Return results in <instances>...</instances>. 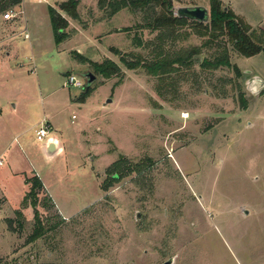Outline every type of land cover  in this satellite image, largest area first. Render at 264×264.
<instances>
[{
    "label": "rangeland",
    "instance_id": "obj_1",
    "mask_svg": "<svg viewBox=\"0 0 264 264\" xmlns=\"http://www.w3.org/2000/svg\"><path fill=\"white\" fill-rule=\"evenodd\" d=\"M10 1L0 0V264H264V90L247 85L264 82V57L244 58L225 38L207 47L190 24L159 42L148 27L158 8L108 17L97 0H79L78 21L61 13L69 39L56 45L47 9L68 0H21L7 15ZM219 1L264 31V0ZM171 2L209 12V0ZM224 46L240 76L201 69ZM193 48L170 74L119 62ZM73 52L121 71L102 79ZM86 72L97 79L83 96ZM68 75L83 87L66 86ZM43 121L60 143L51 159L34 134ZM116 161L122 178L107 172ZM34 176L44 232L27 244L24 179Z\"/></svg>",
    "mask_w": 264,
    "mask_h": 264
},
{
    "label": "trees",
    "instance_id": "obj_2",
    "mask_svg": "<svg viewBox=\"0 0 264 264\" xmlns=\"http://www.w3.org/2000/svg\"><path fill=\"white\" fill-rule=\"evenodd\" d=\"M21 0H12L5 3L1 8V12L6 13L10 7L19 5ZM79 0H68L58 5V9L48 7L47 14L51 26L54 43L60 44L64 40L69 39V35L65 33L68 27L67 19L61 14L69 17L71 20L78 21L79 16L76 8ZM97 7L101 11H105L108 17H112L123 9L130 8L132 10H154L158 8V13L153 17L148 27L153 30L161 31L157 35V41L161 42L166 36L176 39L174 32L177 28H182L190 24L195 29V34L199 37H208L205 46L209 47L212 43L225 38L231 44L234 52L244 58H251L261 54L264 57V31L260 29H253L250 25L245 23L240 17L236 16L232 10L222 8L219 0H209V19L206 24L197 22H189L185 19H179L173 15V6L171 0H97ZM166 33V34H164ZM159 47V46H158ZM219 48V47H218ZM115 55L120 53L116 49H112ZM73 57L80 64H89L95 75L100 76L102 79L108 80L117 76L121 69L115 62L105 59L101 63L90 62L77 52H73ZM200 54L199 48H193L190 51L176 53L172 56H163L158 52L155 59L150 62L143 60L142 56L137 55L133 60H126L123 56L120 57L119 62L127 70H135L138 68L145 69L147 73L152 76H159L170 74L176 71L177 66L190 64V59L194 55ZM201 69L207 71H216L220 68H226L240 76L239 70L235 65L230 62L227 49L222 47L213 60L204 59L200 64ZM84 92L83 96H86ZM242 99V98H241ZM125 161H116L108 169L107 172L117 174L122 178L121 164ZM135 171H141L140 165L134 167ZM115 175L112 179L116 180ZM25 185H30L28 192L24 195L22 206L27 205L30 200V207L34 210L33 219L34 227L32 233L27 237L26 243L31 244L40 239L43 235L44 229L41 223L39 213L36 209L37 192L42 190V183L37 176L24 179ZM19 229L22 225L20 219L22 214L19 211L15 212ZM6 223L9 229L13 230V220L7 219Z\"/></svg>",
    "mask_w": 264,
    "mask_h": 264
},
{
    "label": "water",
    "instance_id": "obj_3",
    "mask_svg": "<svg viewBox=\"0 0 264 264\" xmlns=\"http://www.w3.org/2000/svg\"><path fill=\"white\" fill-rule=\"evenodd\" d=\"M173 15L179 19H185L189 22H197L201 24H206L209 19L208 10L202 6L179 7L175 11H173ZM83 76L85 78L84 92L86 93L97 78L93 73L90 72L84 73ZM251 84L255 87L258 93L264 90V82L260 79H251L247 82V85ZM110 102V100H107L106 103ZM51 150H53V145H50L49 147V151ZM163 264H172V261L169 260L164 262Z\"/></svg>",
    "mask_w": 264,
    "mask_h": 264
},
{
    "label": "built area",
    "instance_id": "obj_4",
    "mask_svg": "<svg viewBox=\"0 0 264 264\" xmlns=\"http://www.w3.org/2000/svg\"><path fill=\"white\" fill-rule=\"evenodd\" d=\"M8 11L6 12L7 15L12 14V11H10V12H8ZM23 38L28 39V34L26 33V30H24ZM65 85L70 86V87H83V84L81 82H79L76 79V77L73 75H68L66 77ZM50 132H51V127H50L49 123L46 121H43L40 123V127L35 131V138L38 142L42 143L43 149L47 153H51L49 151L50 145H53L54 153H56L57 149H58V142L55 138L50 136ZM51 142H53V143H51Z\"/></svg>",
    "mask_w": 264,
    "mask_h": 264
},
{
    "label": "crops",
    "instance_id": "obj_5",
    "mask_svg": "<svg viewBox=\"0 0 264 264\" xmlns=\"http://www.w3.org/2000/svg\"><path fill=\"white\" fill-rule=\"evenodd\" d=\"M8 35H2L1 33H0V44H3V43H5L7 40H8ZM4 47V49L5 48H7L8 46H6V44L3 46ZM6 57H7V59H9V57H10V54H8V53H6ZM36 131V130H35ZM35 131H34V134H35ZM53 138H55L56 139V137H53ZM57 140V139H56ZM57 142L59 143V141L57 140ZM59 145H60V143H59ZM43 146V145H42ZM50 147V146H49ZM61 147V146H60ZM61 149H62V147H61ZM51 153V156H48V159H51L52 158V155H54V154H56V153H54V147H53V150H51L50 151ZM60 154H63V152L61 151V153Z\"/></svg>",
    "mask_w": 264,
    "mask_h": 264
},
{
    "label": "bare ground",
    "instance_id": "obj_6",
    "mask_svg": "<svg viewBox=\"0 0 264 264\" xmlns=\"http://www.w3.org/2000/svg\"><path fill=\"white\" fill-rule=\"evenodd\" d=\"M183 118H186V116H183Z\"/></svg>",
    "mask_w": 264,
    "mask_h": 264
}]
</instances>
